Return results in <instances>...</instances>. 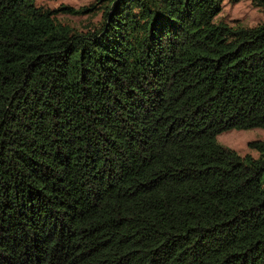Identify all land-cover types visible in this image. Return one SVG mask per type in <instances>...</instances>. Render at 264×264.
<instances>
[{
  "label": "trees",
  "instance_id": "16d2710c",
  "mask_svg": "<svg viewBox=\"0 0 264 264\" xmlns=\"http://www.w3.org/2000/svg\"><path fill=\"white\" fill-rule=\"evenodd\" d=\"M34 1L0 0V264H264V140L215 138L264 128V21Z\"/></svg>",
  "mask_w": 264,
  "mask_h": 264
},
{
  "label": "rangeland",
  "instance_id": "374dc122",
  "mask_svg": "<svg viewBox=\"0 0 264 264\" xmlns=\"http://www.w3.org/2000/svg\"><path fill=\"white\" fill-rule=\"evenodd\" d=\"M92 0H35L34 3L38 6L48 9H54L60 5H68L73 8L88 6ZM57 20L62 23H68L76 29H82L85 24L94 22L99 18V14L90 16L70 15L62 12L55 14ZM215 21H221L229 26H253L261 21H264V12L253 7L248 0H222L220 11L214 18ZM216 141L238 155L249 154L252 157L257 155V152L248 146V143L253 140H264V128L254 127L249 129H228L216 135Z\"/></svg>",
  "mask_w": 264,
  "mask_h": 264
}]
</instances>
